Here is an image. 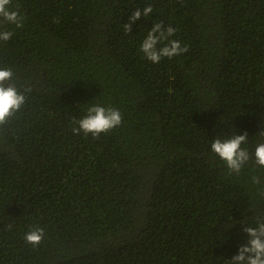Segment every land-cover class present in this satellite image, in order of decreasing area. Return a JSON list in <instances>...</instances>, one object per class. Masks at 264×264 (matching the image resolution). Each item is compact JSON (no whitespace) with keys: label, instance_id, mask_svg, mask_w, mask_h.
<instances>
[{"label":"trees","instance_id":"16d2710c","mask_svg":"<svg viewBox=\"0 0 264 264\" xmlns=\"http://www.w3.org/2000/svg\"><path fill=\"white\" fill-rule=\"evenodd\" d=\"M17 5L0 68L26 102L0 126V264H228L264 218V168L229 173L210 145L264 142V0ZM161 21L188 51L153 64L140 45ZM93 104L121 125L74 134ZM35 227L38 246L24 239Z\"/></svg>","mask_w":264,"mask_h":264},{"label":"clouds","instance_id":"9594fccd","mask_svg":"<svg viewBox=\"0 0 264 264\" xmlns=\"http://www.w3.org/2000/svg\"><path fill=\"white\" fill-rule=\"evenodd\" d=\"M153 13L151 5L143 9L136 8L127 23H124L125 33L132 32V25L141 18H148ZM26 17L19 11V6H12V0H0V41L7 42L14 31L4 27L14 25L16 29L24 27ZM171 25L165 27L163 22H155L148 31L140 45L143 57L153 64H158L162 59H172L188 51V46H181L179 40L171 39L176 33ZM13 72L9 68H0V126L9 122L25 104L26 97L12 83ZM122 116L120 111L113 107H105L100 104L88 106L79 120L71 130L74 134L83 132L85 136L91 135L93 139L98 138L101 133H106L120 126ZM264 136V132H260ZM247 133L236 134L221 139L220 137L211 141V152L217 155L227 166L229 173H239L243 165L252 160L255 165L264 168V142L258 143L254 152H249L242 145L247 144ZM253 182L258 179L253 177ZM256 226L248 225L242 227L247 234L246 243L239 246L237 254L233 255L228 264H264V218L255 221ZM232 227V225H228ZM44 236V230L35 227L24 236L26 243L38 246Z\"/></svg>","mask_w":264,"mask_h":264}]
</instances>
